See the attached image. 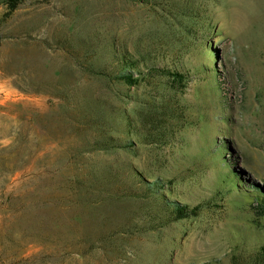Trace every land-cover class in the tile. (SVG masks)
<instances>
[{"label":"rangeland","instance_id":"1","mask_svg":"<svg viewBox=\"0 0 264 264\" xmlns=\"http://www.w3.org/2000/svg\"><path fill=\"white\" fill-rule=\"evenodd\" d=\"M8 8L0 264H261L264 0Z\"/></svg>","mask_w":264,"mask_h":264},{"label":"trees","instance_id":"2","mask_svg":"<svg viewBox=\"0 0 264 264\" xmlns=\"http://www.w3.org/2000/svg\"><path fill=\"white\" fill-rule=\"evenodd\" d=\"M17 3H19V0H8L9 12H13L16 9ZM172 75L178 78H182V75L178 73ZM132 77L133 74L131 72L130 73L124 72L119 75V79H121L122 81H124L126 84L129 85H132L135 82V80H133ZM158 184H159L158 181H155L151 185L155 187ZM257 201H258V204H256L257 207L264 209V196H262L261 199L256 198L255 203H257ZM172 206H173L174 217L176 219H184L197 215L198 207L188 208L187 206L180 205L178 203H173ZM259 255L261 257V264H264V249L259 250Z\"/></svg>","mask_w":264,"mask_h":264}]
</instances>
